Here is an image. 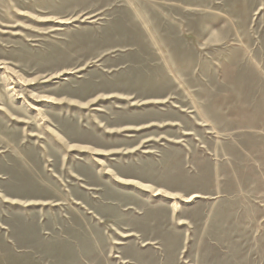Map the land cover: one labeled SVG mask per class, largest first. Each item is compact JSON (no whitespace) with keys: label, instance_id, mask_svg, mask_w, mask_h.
I'll return each instance as SVG.
<instances>
[{"label":"rangeland","instance_id":"1","mask_svg":"<svg viewBox=\"0 0 264 264\" xmlns=\"http://www.w3.org/2000/svg\"><path fill=\"white\" fill-rule=\"evenodd\" d=\"M0 264H264V0H0Z\"/></svg>","mask_w":264,"mask_h":264},{"label":"bare ground","instance_id":"2","mask_svg":"<svg viewBox=\"0 0 264 264\" xmlns=\"http://www.w3.org/2000/svg\"><path fill=\"white\" fill-rule=\"evenodd\" d=\"M62 20V19H61ZM61 23V22H60ZM64 23V22H63ZM62 23V24H63ZM158 193V192H157ZM154 194V193H153ZM195 198H197V195H192V196H190V197H188V198H186L185 199V201L184 202H190V201H192V200H194ZM175 207H176V205L175 204H173ZM174 207V208H175ZM176 210V209H175Z\"/></svg>","mask_w":264,"mask_h":264}]
</instances>
